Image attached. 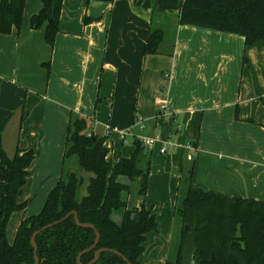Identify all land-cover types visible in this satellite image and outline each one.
<instances>
[{
  "label": "crops",
  "instance_id": "0c3cea01",
  "mask_svg": "<svg viewBox=\"0 0 264 264\" xmlns=\"http://www.w3.org/2000/svg\"><path fill=\"white\" fill-rule=\"evenodd\" d=\"M181 1L62 0L51 46L42 28L30 27L41 0H25L19 29L0 34V144L7 156L17 148L36 152L18 196L31 202L18 210L8 242L59 179L70 111L85 119L87 134L106 136L111 160L130 155L132 134L151 136L163 123L169 136L157 137L173 147V161L159 164L170 186L166 215L173 217L179 165L192 142L193 190L264 201V41L245 47L239 35L182 24L163 46L174 40L171 55L143 54L151 9L175 13ZM137 117L144 129L132 127ZM121 132H127L123 138ZM152 150L146 193L135 201L129 194L126 209L143 204L158 223L157 208L141 201L155 177L152 161L158 164ZM3 187L0 181V193ZM121 214L115 211V219ZM147 234L139 263H163L172 235Z\"/></svg>",
  "mask_w": 264,
  "mask_h": 264
},
{
  "label": "trees",
  "instance_id": "16d2710c",
  "mask_svg": "<svg viewBox=\"0 0 264 264\" xmlns=\"http://www.w3.org/2000/svg\"><path fill=\"white\" fill-rule=\"evenodd\" d=\"M112 1V0H98ZM135 1V0H133ZM25 0H0V34L19 29ZM147 4L149 0H146ZM38 13L30 17L32 29L44 30L45 41L53 46L59 31L62 0H41ZM90 18H85L88 21ZM224 31L243 37L244 46L264 41V0H182L175 13L151 9L149 28L143 54L172 53L178 25ZM172 36L173 43L163 47ZM245 61V57L243 58ZM95 103V112L98 108ZM23 117V111H22ZM86 121L70 111L66 128L63 162L56 184L50 189L41 210L21 219L13 241L8 242L4 227L10 214L24 210L30 200L18 201L26 182L28 167L36 152L17 148L7 156L0 144V264H33L31 234L42 226L59 220L75 210L82 223H91L99 232L97 244L81 255V262L92 260L98 248L116 249L131 264H140L146 234L157 231L155 213L143 204L126 209L132 191L145 195L150 170V151L133 138L134 146L128 157L116 160L108 157L104 145L106 136L87 134ZM196 148V143H191ZM82 170L92 173L86 194L78 196L83 177L73 171L70 159ZM195 159L187 153L179 165L177 195L173 208L175 222L180 223L178 239H171L168 255L161 264H180L184 245V225L195 228V264H264V201L234 198L198 192L192 189ZM125 176L129 183H123ZM136 183V188L132 186ZM122 210L116 220L114 212ZM95 240V230L79 226L69 215L46 227L35 236L37 264H78L79 252ZM212 254L214 259H212ZM90 264H127L117 254L101 251Z\"/></svg>",
  "mask_w": 264,
  "mask_h": 264
},
{
  "label": "rangeland",
  "instance_id": "374dc122",
  "mask_svg": "<svg viewBox=\"0 0 264 264\" xmlns=\"http://www.w3.org/2000/svg\"><path fill=\"white\" fill-rule=\"evenodd\" d=\"M136 120L133 122V124L136 122ZM132 127H136L135 124ZM124 129L126 130L128 128H124ZM143 132H145V130ZM134 134H136V133H134ZM144 135H147V134H144ZM157 135L162 139L165 138V136H169V134L166 132V127L163 125V123H160L159 126H157L156 130L153 131V133H151V137H153V136L157 137ZM132 137L136 138L135 136H132ZM171 140L174 141L173 138ZM189 146H190V148L188 149V151H190V149H191V151L188 152V154L193 155V153H192L193 147H192L191 143L189 144ZM152 148H153L152 153L154 154L153 156L155 157V155L156 156L158 155V158L156 159L158 164H156L155 159L152 161L153 165L156 168V172L154 171L155 177H153L152 182H151L152 185H151V188L149 191L150 195L145 197L144 200H142V198H141V201L144 202L145 205L146 204H148V205L153 204V208H155V209L157 208L156 212L159 214H158V226H157L158 230L156 232L155 231L149 232L147 234V236H151L152 233H154V234L157 233L160 236V238L165 240L168 235H172V237H171V239H172L174 237V234H175L174 240L176 241L178 239V233L180 230V223L175 222V218H174V216L173 217L171 216L170 211L168 212V215H166L167 211L165 209L166 207L164 206V201H165V198L171 196L170 194H168L169 192H167V190L170 188V186L169 185L166 186V183H164V180H163L162 172H163L164 166L159 165V164H161V162L166 161L168 159L173 161V159L170 155L171 152H173V147L166 145L167 151L163 154L157 153V152H159L158 151L159 143L154 144L152 146ZM73 159L74 158L70 159L68 164L72 166L71 168H73V171H75L79 176L83 177L84 183L81 185L79 192H78V196L82 197L83 195L86 194V185L88 183L89 177L92 176V173L86 172V171L82 170L79 166L75 165L73 163ZM132 186H133V184H132ZM130 194H132V196H134V198L132 200L135 201L138 198V196H137L138 193L136 191H132ZM175 199H176V196H175ZM15 211H16V215L14 214ZM15 211H13L10 214V216L8 217L7 222L5 224V227H4L5 236L8 240L12 238L16 224H17V221H18V218H19L18 210H15ZM161 213H164V214L162 216H160ZM1 230H2V226L0 223V232H1ZM149 250H152V248H150Z\"/></svg>",
  "mask_w": 264,
  "mask_h": 264
},
{
  "label": "water",
  "instance_id": "95a60500",
  "mask_svg": "<svg viewBox=\"0 0 264 264\" xmlns=\"http://www.w3.org/2000/svg\"><path fill=\"white\" fill-rule=\"evenodd\" d=\"M69 215H73V219L74 222L79 225V226H84V227H90L92 229L95 230V240L93 242V244L87 248L82 250L81 252L78 253L77 257H76V261L78 264H83L81 262V255L85 252L88 251L89 249L93 248L98 240H99V232L95 229L94 225L91 223H82L80 222L78 216H77V212L75 210H72L70 212H68L65 217L69 216ZM65 217L59 219V220H55L51 223L46 224L45 226L40 227L39 229L35 230L31 236H30V243L33 247V264H37L38 263V257H37V246L35 243V236L42 231L43 229H45L46 227H50L56 223H58L59 221H61L62 219H64ZM184 232H185V238H184V245L181 251V258H180V264H195V257H194V245H195V228H189V226L186 224L184 225ZM109 250L115 254H117L118 256H120L127 264H131L128 259L123 256L119 251H117L116 249H109V248H98L95 250L93 258L91 261H89L87 264L93 263L97 260L98 255L101 251H106ZM212 259H214V256L212 254Z\"/></svg>",
  "mask_w": 264,
  "mask_h": 264
},
{
  "label": "built area",
  "instance_id": "2783aa9c",
  "mask_svg": "<svg viewBox=\"0 0 264 264\" xmlns=\"http://www.w3.org/2000/svg\"><path fill=\"white\" fill-rule=\"evenodd\" d=\"M136 127H138L139 129H144L145 128V124L143 123V119L137 117L136 122L134 123ZM127 132H121V138H123L125 136ZM133 136H135L137 139H139L142 144L147 148L150 149L152 148V146L156 143H159V152L160 153H165L167 151L166 149V145L167 142H163L161 140L158 139V137H151V136H147V135H143V134H132Z\"/></svg>",
  "mask_w": 264,
  "mask_h": 264
}]
</instances>
